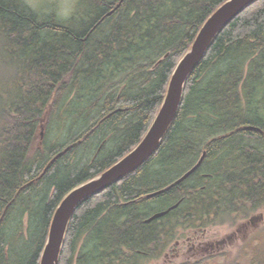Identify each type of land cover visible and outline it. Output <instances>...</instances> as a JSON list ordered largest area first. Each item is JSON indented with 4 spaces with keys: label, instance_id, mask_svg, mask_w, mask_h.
<instances>
[{
    "label": "trees",
    "instance_id": "trees-1",
    "mask_svg": "<svg viewBox=\"0 0 264 264\" xmlns=\"http://www.w3.org/2000/svg\"><path fill=\"white\" fill-rule=\"evenodd\" d=\"M227 1L81 0L89 3L82 17L64 19L0 0V264H41L60 203L143 140L179 62ZM263 103L264 0H257L219 32L189 76L155 154L77 208L59 264H146L164 257L180 230L202 234L264 210ZM204 153L187 179L149 197ZM188 264H264V228L234 255Z\"/></svg>",
    "mask_w": 264,
    "mask_h": 264
},
{
    "label": "water",
    "instance_id": "water-1",
    "mask_svg": "<svg viewBox=\"0 0 264 264\" xmlns=\"http://www.w3.org/2000/svg\"><path fill=\"white\" fill-rule=\"evenodd\" d=\"M255 1L257 0H228L209 17L198 33L191 49L176 67L171 77L164 103L143 140L129 154L106 170L101 176L76 187L63 199L50 227V233L42 254L41 264H59L68 225L76 209L83 201L107 189L112 184L132 173L155 154L179 113L189 76L203 60L219 32L232 19ZM245 129L259 130L253 126H248ZM76 145L77 144L69 146L63 152L59 153L47 166L45 173L57 159L68 153ZM205 155L206 154H204L200 161L179 180L168 188L151 194L149 197L162 194L167 189L187 179L202 165ZM178 206V204L174 205L166 211L153 215L148 222L167 215Z\"/></svg>",
    "mask_w": 264,
    "mask_h": 264
},
{
    "label": "rangeland",
    "instance_id": "rangeland-1",
    "mask_svg": "<svg viewBox=\"0 0 264 264\" xmlns=\"http://www.w3.org/2000/svg\"><path fill=\"white\" fill-rule=\"evenodd\" d=\"M29 7L33 8L39 13H47L49 11H55L60 17L64 19H70L75 16L79 11V15L82 17L83 11L89 9V3L80 7L81 0H22ZM261 113L264 114V103L261 109ZM46 131L43 126L39 132L34 149L41 148L43 144V138L41 133ZM45 136V135H44ZM258 217L260 219H258ZM255 223H249L251 221ZM257 221V222H256ZM245 225V226H244ZM264 228V210L255 212L249 220H242L238 224L231 226L229 224L223 226H216L209 228L206 231L205 242L215 243L217 240L227 239L228 244L217 250V254L221 253H233L236 254L241 246L248 241L252 235L257 234ZM191 231L183 233L180 230V234L171 243L170 247L166 251L164 257L159 260L149 261L146 264H188L194 263L200 258L209 255L208 252H202L197 244L190 243L188 240L192 237ZM196 245V246H195Z\"/></svg>",
    "mask_w": 264,
    "mask_h": 264
},
{
    "label": "flooded vegetation",
    "instance_id": "flooded-vegetation-1",
    "mask_svg": "<svg viewBox=\"0 0 264 264\" xmlns=\"http://www.w3.org/2000/svg\"><path fill=\"white\" fill-rule=\"evenodd\" d=\"M258 219H260V218L258 217ZM249 223H255V221H253V222L251 221ZM204 237H206V231L203 232L202 234L195 233L188 240V242H190L192 244L193 243L197 244L198 245L197 247L199 249H201L202 252H208L209 253V255H206L204 257L216 255L217 254L216 249L220 250L222 247H224L228 244V241L225 238H223L222 240H217L215 243H210V242H205Z\"/></svg>",
    "mask_w": 264,
    "mask_h": 264
},
{
    "label": "bare ground",
    "instance_id": "bare-ground-1",
    "mask_svg": "<svg viewBox=\"0 0 264 264\" xmlns=\"http://www.w3.org/2000/svg\"><path fill=\"white\" fill-rule=\"evenodd\" d=\"M163 103H164V102H163ZM44 133H45V131L41 133L42 138H43V136H44ZM66 149H67V148H66ZM63 151H64V150H63ZM63 151H62V152H63ZM204 154H206V153H204ZM204 154H203V155H204ZM189 171H190V170H189ZM102 174H103V173H102ZM100 176H101V175H100ZM98 177H99V176H98ZM98 177H97V178H98ZM95 179H96V178H95ZM92 180H93V179H92ZM90 181H91V180H90ZM84 184H85V183H84ZM60 204H61V203H60ZM80 205H81V204H80ZM80 205H79V206H80ZM59 206H60V205H59ZM59 206H58V208H59ZM79 206H78V207H79ZM58 208H57V209H58ZM76 210H77V209H76ZM56 212H57V210H56ZM56 212H55V214H56ZM75 212H76V211H75ZM55 214H54V216H53V218H52L51 225H52V222H53V220H54ZM73 216H74V215H73ZM71 220H72V219H71ZM70 223H71V222H70ZM70 223H69V225H68L67 232H68V229H69ZM51 225H50V227H51ZM67 232H66L65 239H64V243H63V246H62V251H63V247H64V244H65V240H66ZM49 233H50V229H49ZM48 237H49V234H48ZM45 247H46V246H45ZM43 252H44V251H43ZM61 255H62V253H61ZM60 258H61V257H60ZM59 261H60V260H59ZM41 262H42V260H41Z\"/></svg>",
    "mask_w": 264,
    "mask_h": 264
}]
</instances>
